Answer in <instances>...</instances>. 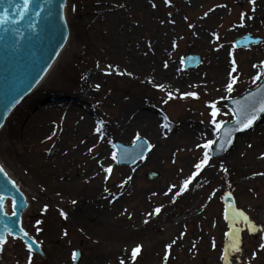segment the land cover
<instances>
[{"label": "rangeland", "instance_id": "374dc122", "mask_svg": "<svg viewBox=\"0 0 264 264\" xmlns=\"http://www.w3.org/2000/svg\"><path fill=\"white\" fill-rule=\"evenodd\" d=\"M93 1L66 0L68 50L45 89L33 94L42 97L39 104H49L48 92L65 96L90 85L86 71L101 67L99 87L87 88L84 109L95 114L92 125L104 127L109 155L93 159L101 147L95 142L73 156L76 123L58 111L48 115L45 135L2 131L0 161L28 202L22 226L45 257L38 261L26 244L10 237L0 250V264H71L75 249L82 252L80 264H264L259 247L264 243V115L223 155L210 156L208 166L180 192L205 151L210 155L203 145L218 137L208 105L216 104L220 125L231 120L225 101L264 76V0H126L124 14L96 21L92 41L74 32ZM247 34L259 42L235 48L234 39ZM186 52L200 55V65L183 69ZM129 58L141 63L131 65ZM169 67L168 81L157 78ZM218 67H224L221 75ZM132 100L152 110L159 127L154 136L144 134L147 124L130 130L128 137L116 133L122 104ZM24 122L22 128L31 125ZM181 124L206 137L177 132ZM137 136L148 141L150 151L133 165H117L113 142L130 145ZM56 143L62 144L61 154L51 159ZM109 167L111 173L105 172ZM151 171L158 176L149 179ZM229 171L232 183H227ZM84 172L90 176L82 178ZM90 204L105 209L92 211ZM227 204L242 211L234 227L223 216ZM99 215L102 221L96 222ZM232 242L235 248L229 249Z\"/></svg>", "mask_w": 264, "mask_h": 264}, {"label": "water", "instance_id": "95a60500", "mask_svg": "<svg viewBox=\"0 0 264 264\" xmlns=\"http://www.w3.org/2000/svg\"><path fill=\"white\" fill-rule=\"evenodd\" d=\"M65 0H0V128L10 111L41 81L47 70L65 45L69 30L64 18ZM250 41L247 37L237 39L235 45L242 46ZM198 56L186 55L184 67L199 64ZM20 102V103H21ZM231 105L234 121L224 122L220 136L214 144L212 155L219 157L234 142L237 135L248 128H243L253 115L255 126L264 112L259 111L264 105V79L245 95L227 101ZM251 126V127H252ZM118 164H133L143 158L149 150V144L143 138L133 145L126 146L115 142ZM1 166V165H0ZM149 178L156 173L150 172ZM11 202L12 211L7 213L5 204ZM28 204L25 195L16 186L3 169L0 172V236H16L29 245L38 256L44 258L37 242L24 235L21 217ZM76 259L72 264H79L81 251L77 249Z\"/></svg>", "mask_w": 264, "mask_h": 264}, {"label": "bare ground", "instance_id": "6f19581e", "mask_svg": "<svg viewBox=\"0 0 264 264\" xmlns=\"http://www.w3.org/2000/svg\"><path fill=\"white\" fill-rule=\"evenodd\" d=\"M125 7H126V0H94L93 3L89 7H86L82 12V18H80V20L77 22L78 25L76 24V27L77 28L79 27L80 31L78 32L76 31L74 32V34L75 35L78 34L77 36H79L81 35L80 33H83L84 37L88 38L89 40L95 41L97 39L95 36L96 21H102L103 19H106L110 22L112 20V17L115 15V13H118L119 16L124 14L122 10L125 9ZM64 18H65V22L67 23L65 11H64ZM67 45L68 44H65L64 47L61 49L56 59L50 66V69H48L45 76L42 78V80L38 83L37 87L31 93V96H29L27 99L25 98L24 102L18 104L11 111L10 115L7 117L5 121V124L0 128V133L2 131L7 130L8 133L10 134L12 133L18 134L22 132L21 131L22 129L23 130L29 129L28 131L31 132L34 136L45 135L50 129L49 126L47 125L48 115L50 113L58 111L64 113L66 120L76 123L72 128L74 129L75 135H77L76 138L77 144L75 146L76 149L73 151L72 155L79 156L81 152L84 150V148L86 149L88 146L93 145V143L95 142H100L101 147L99 149V153L97 156L93 157V159H95L96 161L101 160L109 155L108 148L106 146V143L104 142L106 132L103 126H97L94 124L92 125L93 121L91 119V116L94 117L95 114L90 113L89 115L88 113L85 112L84 109L85 102L87 101L86 96L88 95L86 90L89 86L90 88H92L94 85H97L98 77L102 72L101 67L100 68L94 67L93 69H88L86 71L91 79L89 81L90 85H86L79 89L76 88L72 93L65 96L61 94L55 95L48 92L49 95L47 94V97H49V102H51L49 104H39V101H41L42 97L39 96L38 98H35L34 96L36 91L38 90L42 91L45 89L44 84L46 83V81H48L51 78L52 74L54 73L60 62L65 58V54L68 50ZM129 60H130L129 63L131 65L134 64L136 65L141 63L139 59L129 58ZM218 69H219L218 75H221L224 70V67H218ZM171 70L172 68L169 67L166 71H162L160 76L157 75V78L160 77L162 81H168V76L170 75ZM180 83L181 84L185 83V80L181 81ZM151 111L152 110L150 109L143 110L138 104L137 100L125 101L122 104V110H121L123 115V122L119 123L116 126V133L120 137H128L130 130L147 124V128L145 129L144 134L147 136H151V135L154 136L156 134V130H159V127L158 124L154 122L153 118L155 115H152ZM22 121H25L24 123L30 122L31 125L27 126L26 128L25 127L22 128L21 126ZM12 124H15V126H12ZM98 127L100 128L99 132L96 131ZM194 128H195L194 126L191 127L188 124H181L180 126H178L177 132L180 131L184 133L183 129H186L187 130L186 132L191 131L192 133L191 135L194 136L195 138H201L205 136L206 132L204 131L197 132L196 130H193ZM207 137L209 136L207 135ZM61 148H62V144L56 143L54 148L49 153L51 159H58V157L61 154ZM92 161L90 162L92 163ZM62 162L63 161L57 160V165L59 166V168H62L64 166V163ZM0 163L3 166L1 161ZM41 163L45 165V162L43 163V161H41ZM90 166L92 167L93 165L91 164ZM3 168L7 172V174L12 178V180L17 184L16 180L11 176L9 171L4 166ZM34 171L37 172L38 169ZM43 171H45L44 168ZM89 176L90 174L88 172H84L82 174V178H86ZM17 186L24 192V190L18 184ZM9 206L10 204L7 203L5 206L6 209H8ZM88 209H91L92 211L93 209H95L101 212L102 209L105 208L102 206L94 207L92 204H90ZM95 221L101 222L102 221L101 215L96 217ZM25 232L27 231L25 230Z\"/></svg>", "mask_w": 264, "mask_h": 264}, {"label": "snow or ice", "instance_id": "6c2138e0", "mask_svg": "<svg viewBox=\"0 0 264 264\" xmlns=\"http://www.w3.org/2000/svg\"><path fill=\"white\" fill-rule=\"evenodd\" d=\"M27 2H28V0H25V5L27 4ZM166 2H168V0H166ZM250 2L254 3L255 0H250ZM205 15H207V13H205ZM242 19H243V15H242ZM241 26H243V25H241ZM233 64H235V61H234V60H233ZM254 67H255V66H254ZM235 70H236V69L233 68V71H235ZM258 78H259V76H257V79H258ZM98 87H99V85H97V88H98ZM227 91H228V92H232V91H233V84H232V83H228V85H227ZM185 95H186V96H193L194 98H197V99L199 98L198 95L195 94V93H186ZM169 98H170V99L172 98V94H171V93H169ZM208 107L212 109V112H211V116L213 117V121H212V122H213V124L215 125V127L219 130V129L221 128V125H220V123H218V122L215 120V117H216L217 114H218V110L216 109V104L213 102V103L209 104ZM259 111L264 112V105H261V107L259 108ZM255 119H256V116L253 115V116H252L250 119H248L246 122H244V121H238V123H242V124H243V128H250V127L252 126L253 122L255 121ZM96 131L99 132V131H100V128L98 127V128L96 129ZM137 139H139V136H137ZM214 143H215V141H213V140H208V141L203 145V147H204L205 149H209V150H210V149L212 148V145H213ZM112 159H113V160H116V154H115V153H113V155H112ZM210 159H211V157H210V155H209V152H208V151H205L202 160L194 165V168H195L196 171L193 172L192 175H191L188 179H186V180L183 182V185H182L181 188H180V192H183V191L187 190V186L189 185V183L191 182V180H192L196 175H198L201 171H203V167H204V166H208V162H209ZM104 171L107 172V173H111L112 168H111V167L106 168V169H104ZM225 171H227V170L225 169ZM0 172H3V167H2V166H0ZM260 175H264V173H260ZM129 179H130V178H129ZM173 187H176V186L173 185ZM169 191H171V189H170ZM180 192L175 193V195H179ZM165 194H167V193H165ZM154 211H155L156 214H158V213L161 211V209H160V208H156ZM62 215H65V218H67V217H66V214H63V213H62ZM245 219L247 220V217H245ZM145 223H147V221H145ZM24 235L27 236L28 233L25 232ZM4 243H6V240L4 239V237L0 236V250H2V246L4 245ZM173 243H175V242L173 241ZM140 247H141V246H137L136 249H135V252H139V251H140ZM167 247L170 249V248L172 247V245L169 244ZM259 247H260L261 249H264V243H261V244L259 245ZM29 248H31L30 245H29ZM236 251H239V248H237ZM72 258H73L74 260L76 259V253H72ZM121 264H123V262H121Z\"/></svg>", "mask_w": 264, "mask_h": 264}, {"label": "trees", "instance_id": "16d2710c", "mask_svg": "<svg viewBox=\"0 0 264 264\" xmlns=\"http://www.w3.org/2000/svg\"><path fill=\"white\" fill-rule=\"evenodd\" d=\"M227 171H228V169H227ZM230 175H231V172L229 171V175H227V183H232V180L230 179Z\"/></svg>", "mask_w": 264, "mask_h": 264}]
</instances>
